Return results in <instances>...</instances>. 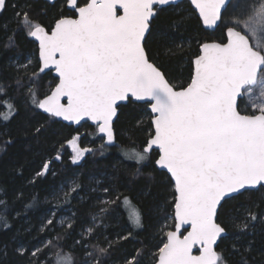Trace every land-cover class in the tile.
<instances>
[{"label":"snow or ice","instance_id":"snow-or-ice-1","mask_svg":"<svg viewBox=\"0 0 264 264\" xmlns=\"http://www.w3.org/2000/svg\"><path fill=\"white\" fill-rule=\"evenodd\" d=\"M232 2L191 0L207 26L221 20L222 10ZM65 3L74 15L61 14L48 25L32 18L30 5L14 13L18 28L38 41L42 65L39 72L51 66L58 75V83L42 99L34 87H28L30 103L51 117L76 122L89 118L97 122L98 131L111 144L115 139L113 118L117 116L118 102L133 99L145 102L150 110L148 138L142 150L133 146L122 149V155L143 164L155 147L158 149L155 164L166 169L174 181L171 217L174 223L165 225L174 230L165 233L166 240L158 248L155 264H229L224 252L216 250L218 240L227 234L226 227L218 222L219 208L233 194L256 186L264 188V0H237L235 7L243 4L245 10L229 21L227 42L206 41L199 45L186 85L170 83L152 62L146 47L151 22L158 15L156 6L162 9L175 0H65ZM12 6L17 8L15 4ZM6 7L7 0H0V12ZM31 64L29 60L18 68L26 71ZM36 75L32 73V77ZM16 84L21 86V81L18 79ZM257 86L258 93L254 91ZM3 92L0 86V93ZM245 97L250 113L247 108L240 109V101ZM62 98L67 103H62ZM4 104L9 111L0 112V117L7 121L18 110L11 103ZM40 131L41 128L35 129L37 134ZM78 139L77 135L67 141L73 149L74 164L92 151L80 148ZM50 164L51 161H45L36 176L45 175ZM124 201L127 203L128 198L124 197ZM92 219L95 221L96 217ZM130 219L135 227H142L138 210H132ZM257 219L256 213L248 212L236 228L245 232ZM0 221L5 228L9 227L3 215ZM53 224V219H49L41 230L52 228ZM185 225L191 228L186 235L181 232ZM95 232L94 225L85 234L92 237ZM105 243L107 247L94 245V251H85L82 264H102V258L116 246L115 242L105 240ZM196 245L199 255H193ZM54 246L49 239L31 251L34 264H41L39 257ZM27 251L23 247L18 249L21 255ZM141 255L142 250H137L124 264H140ZM54 256V264H75L70 253L57 251Z\"/></svg>","mask_w":264,"mask_h":264},{"label":"trees","instance_id":"trees-1","mask_svg":"<svg viewBox=\"0 0 264 264\" xmlns=\"http://www.w3.org/2000/svg\"><path fill=\"white\" fill-rule=\"evenodd\" d=\"M236 3L233 0L228 4L214 30L202 27L186 0L157 10L146 47L150 59L170 83L186 85L190 80L192 58L198 54L201 43L225 40V28L231 26L225 21L245 10L243 4L235 7ZM26 5L31 7L32 18L45 25L68 12L64 0L53 4L44 0H7V7L0 12V86L4 88L0 93V112L9 111L5 101L18 110L7 121L0 117V201H3L0 215L9 225L5 228L0 221V264H34L31 251L49 239L55 246L39 257L41 264L46 257L47 264H54L57 251L70 253L75 264H82L85 251H94V245L107 247L105 240L115 242L116 246L102 258V264H124L137 250H142L140 264H155L158 248L166 239L163 223L169 226L174 223L173 185L167 174L156 168L155 150L143 164L122 155V149L133 146L143 149L151 128L147 104L128 101L118 107L113 145L104 142L95 126L83 123L75 128L32 105L27 88L34 87L41 99L57 80L50 71L39 72L37 46L25 30L18 28L14 13ZM29 59L32 64L26 71L18 68ZM34 72L37 75L32 77ZM18 79L21 86L16 84ZM244 103L242 99L241 111L246 109ZM36 128H41L38 134ZM78 134L80 146L92 151L74 164L66 143ZM45 161H51L50 169L37 177ZM76 185L79 187L73 192ZM124 197L128 198L127 203ZM102 208L107 211L102 213ZM133 209L141 214L142 227L133 225L130 219ZM248 212L256 213L258 219L241 232L236 224ZM261 218H264V188L244 191L222 203L218 222L226 227L227 234L220 238L216 250L224 252L229 264H264ZM49 219H53V227L42 231ZM94 225L95 235L88 237L86 230ZM21 247L28 250L24 255L18 252Z\"/></svg>","mask_w":264,"mask_h":264},{"label":"water","instance_id":"water-1","mask_svg":"<svg viewBox=\"0 0 264 264\" xmlns=\"http://www.w3.org/2000/svg\"><path fill=\"white\" fill-rule=\"evenodd\" d=\"M49 1H53V0H49ZM181 1H183V0H175V3L174 4H170V5H175V4H177V3H179V2H181ZM186 1H188V3L190 4V6H191V8L194 10V12L196 13V15L198 16V18L200 19V21H201V25H202V27L204 28V29H206V30H214L217 26H219V24H220V20L215 24V25H212V26H207V25H204V23H203V20H202V18L200 17V14H199V10L195 7V5H193L192 3H191V0H186ZM169 6V5H168ZM157 8H161L160 6H156ZM163 7H166V6H163ZM67 8H69V7H67ZM225 10V9H224ZM224 10H222V14H223V12H224ZM221 14V15H222ZM224 34H225V40L223 41V42H227V40H226V28H225V31H224ZM35 43H36V45H37V57H38V61H39V44H38V41H36L34 38H32V37H30ZM208 41H210V40H208ZM204 42H206V41H204ZM203 42V43H204ZM219 42V41H218ZM202 44V43H201ZM198 54H199V49H198ZM197 54V55H198ZM195 57H193L192 58V61H193V59H194ZM42 65H41V63H40V61H39V68L41 67ZM193 64H192V71H193ZM51 71L52 72V75L56 78V83H58V75H57V73L55 72V69H54V67H49L48 69H45V71L44 72H41V73H45V72H48V71ZM55 83V84H56ZM55 87V85L52 87V88H54ZM51 88V89H52ZM48 94H50V91L46 94V95H48ZM44 97V96H43ZM42 97V98H43ZM41 98V99H42ZM133 102H136V103H143V104H146L145 102H143V101H135L134 99L132 100ZM62 103H67V100H66V98H62V101H61ZM128 101H121V102H118V104H119V106L120 105H122V104H126ZM147 109H148V111H149V114H150V110H149V107H148V105H147ZM42 112H44L42 109H40ZM44 113H46V112H44ZM48 114V113H47ZM117 114H118V109H117ZM57 120H59V121H61L62 123H64V124H67V125H71V126H73V127H75V128H77V127H79L80 125H82L83 123H87V124H89V125H91V126H95L96 128H97V131H98V126H97V122H95V121H93V120H91V119H89V118H84V119H82V120H80L79 122H76V121H68V120H64L62 117H55ZM116 118H117V116H115L114 118H113V124H114V122H115V120H116ZM113 131H114V129H113ZM98 134H99V136H101L103 139H104V142L107 144V145H113L114 143H115V139H114V142L113 143H111V144H109V143H107V138H106V135L105 134H102V133H100L99 131H98ZM114 137H115V135H114ZM153 150H155L156 152H157V158L156 159H158V149L157 148H153ZM155 166H156V168L157 169H159V170H162V171H164L166 174H167V176L169 177V179L171 180V182H172V185H173V190H174V181L171 179V176H170V173H168L167 172V170L166 169H162V168H160L159 166H157L156 164H155ZM259 188V186H256L255 188H252V189H248V190H256V189H258ZM248 190H245V191H248ZM244 192V191H243ZM175 194V193H174ZM235 195H237V194H233L232 195V197L233 196H235ZM173 215H174V209H173ZM172 230H174V228L172 229ZM184 230V231H183ZM191 230V228H190V225H185V226H183L182 228H181V232L183 233V234H187V231H190ZM223 237V236H222ZM166 240V239H165ZM220 240V239H219ZM219 240H218V242H219ZM218 242H217V244H218ZM217 247V246H216ZM198 249H199V245H196V246H194V248H193V255H199V251H198Z\"/></svg>","mask_w":264,"mask_h":264},{"label":"rangeland","instance_id":"rangeland-1","mask_svg":"<svg viewBox=\"0 0 264 264\" xmlns=\"http://www.w3.org/2000/svg\"><path fill=\"white\" fill-rule=\"evenodd\" d=\"M230 20H231V19L226 20L225 23H228V24H229V21H230ZM229 25H230V24H229ZM29 60H30V59H29ZM29 60H28V61H29ZM254 91L258 93V91H259V87L257 86V87L254 89ZM244 102H245V103H244L245 108H247V110L251 112L250 107L247 106V98H246V97L244 98ZM74 136H77V135H74ZM78 136H79V138H80L81 135L78 134ZM71 139H72V138H71ZM102 139H103V138H102ZM77 143H78V145H79L80 148H87V149H89L87 146H85V147H81L80 144H79V139H78V142H77ZM66 145L68 146V149L70 150V152H71V156H72V155H73V149H72V147L69 146L67 143H66ZM88 153H89V152H86V153L84 154V156L82 157V159H81L80 161H78L77 163H80V162L84 159V157L86 156V154H88ZM71 162H72V160H71ZM168 220H170V219H168ZM168 224H169V223H166L165 225H168ZM165 225H164V223H163V229H164ZM167 228H168V227H165V231H164V233H166V232L169 230V229H167ZM171 230H172V229H171Z\"/></svg>","mask_w":264,"mask_h":264},{"label":"flooded vegetation","instance_id":"flooded-vegetation-1","mask_svg":"<svg viewBox=\"0 0 264 264\" xmlns=\"http://www.w3.org/2000/svg\"><path fill=\"white\" fill-rule=\"evenodd\" d=\"M44 1H46V2H48L49 4H53L56 0H53V1H49V0H44ZM184 1V0H183ZM182 2V1H181ZM188 2V1H187ZM176 5V4H175ZM64 6H65V8H66V10L68 11L67 12V14H65V15H74V13L69 9V8H67V6H66V3H65V0H64ZM170 6V5H169ZM158 9H160V8H157V10ZM35 43V42H34ZM36 44V43H35ZM37 46V45H36ZM50 71V70H49ZM51 72V71H50ZM52 73V72H51Z\"/></svg>","mask_w":264,"mask_h":264}]
</instances>
